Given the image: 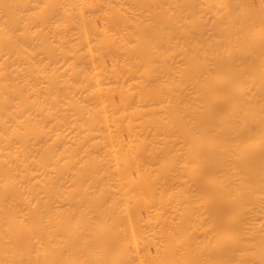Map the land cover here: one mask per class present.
Here are the masks:
<instances>
[{
  "label": "bare ground",
  "instance_id": "obj_1",
  "mask_svg": "<svg viewBox=\"0 0 264 264\" xmlns=\"http://www.w3.org/2000/svg\"><path fill=\"white\" fill-rule=\"evenodd\" d=\"M119 59L116 0H0V264H264V85Z\"/></svg>",
  "mask_w": 264,
  "mask_h": 264
},
{
  "label": "rangeland",
  "instance_id": "obj_2",
  "mask_svg": "<svg viewBox=\"0 0 264 264\" xmlns=\"http://www.w3.org/2000/svg\"><path fill=\"white\" fill-rule=\"evenodd\" d=\"M116 48L122 63L145 55L175 65L189 94L233 55L263 86L264 0H116Z\"/></svg>",
  "mask_w": 264,
  "mask_h": 264
}]
</instances>
